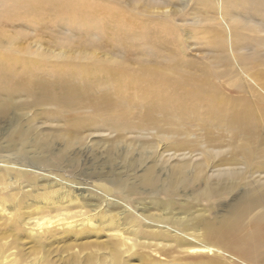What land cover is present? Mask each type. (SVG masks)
Here are the masks:
<instances>
[{
    "label": "rangeland",
    "instance_id": "1",
    "mask_svg": "<svg viewBox=\"0 0 264 264\" xmlns=\"http://www.w3.org/2000/svg\"><path fill=\"white\" fill-rule=\"evenodd\" d=\"M65 1L26 0L25 15L0 18V86L6 78L14 94L0 91V264H264V202L248 205L264 187L263 150L259 172L248 171L243 163L227 162L207 169L204 176L213 179L218 172L238 173L231 185L210 179L212 195L199 183L202 175L198 181H192L196 174L189 181L172 176L178 162L202 163L200 149L178 151L159 145L154 152L142 150L136 142L149 139L154 130L125 134L112 127L111 122L126 112L116 103L138 112L135 103L143 102L140 95L116 85L117 93L95 94L92 101L101 104L91 114L85 106L60 114L57 104L35 98L46 95L37 87L32 94L25 90L38 82L51 89L47 82H54L57 74L73 65L86 67L90 79L103 85L106 69L143 74L144 69L177 62L186 72H196L195 83L202 77L225 91L226 98L220 99L221 94L215 99L227 100V108H249L264 96V66L246 67L230 58L228 49L224 53L218 47L224 41L221 33L239 31L240 24L222 22L215 10L207 13V6L196 5V0H170L154 9L148 0L134 1L136 5L129 0H72L88 10L94 21L124 19L132 34L135 21H165L166 34L147 36L150 43L166 37L160 57L145 54L140 59L147 49L144 41H126L115 49L120 42L104 45L100 36L91 37L74 26L72 34L60 30L61 23L65 28L74 23L64 14ZM211 1L216 6L221 0ZM60 6L61 11L56 9ZM5 7L0 4V12ZM50 51L63 54L54 56ZM238 85L243 87L241 93L236 91ZM52 92L58 94V88ZM127 119L131 122L128 114ZM190 119L201 124L190 130L193 139L205 138L200 130L204 120L203 125L213 124L214 132H220V142L208 145L210 151L220 152L217 158L232 149L228 147L231 135L219 131V122L229 128L235 119L223 122L202 106ZM102 121L107 125L102 127ZM255 122L243 119L231 132H256ZM230 145L241 142L236 138ZM147 170L153 172L151 183L145 181ZM244 205L249 213L240 216L237 207ZM209 225L218 229H206ZM200 247L212 250L192 251Z\"/></svg>",
    "mask_w": 264,
    "mask_h": 264
},
{
    "label": "bare ground",
    "instance_id": "2",
    "mask_svg": "<svg viewBox=\"0 0 264 264\" xmlns=\"http://www.w3.org/2000/svg\"><path fill=\"white\" fill-rule=\"evenodd\" d=\"M134 1L139 0H129V3L136 5ZM148 1L150 2L149 7L154 9L157 6L167 5L170 0ZM196 1V5L199 4L201 6L203 4L207 6V8L204 9L207 13L214 14L216 12L222 22H235L240 24L241 28L238 29L239 31H232L230 33L223 31L221 33L224 41L219 42L218 47L222 52L225 53L228 49L230 58L239 59L246 67L253 63L264 66V37H245L242 33L248 31L254 35H264V0H221L216 6L211 0ZM25 2L26 0H0V4L6 5L3 11L0 12V18L4 17L9 20H15L19 18L20 14L25 15L27 13V9L23 8ZM63 7L64 14L69 18L68 22L74 23L67 26V28H65V24L61 23L59 27L60 30H66L72 34L73 32L70 27L74 26L72 27L74 30H82L91 37L98 38L100 36V40L104 42V45L110 42H120L114 46L115 49H121L126 41H144L147 45V49L140 53V59L146 57L145 54H155V59L160 57V53L167 44L164 39L166 37L163 39L157 38L153 43H150L147 37L150 34L160 31H164V34H166L167 30L164 26L165 21L158 20V22L155 23L145 18H143L141 22L135 21L133 22V32L135 34H132L127 31V24L122 18L115 22L113 19L110 20L103 17L102 20L97 17L94 21L91 19L88 10L77 6L72 0H66L63 3ZM56 9L61 11L62 7L60 6ZM155 11L159 10H154V12ZM150 14H153V12ZM145 17L148 16L145 15ZM216 31L217 30L214 29L211 32ZM199 32L200 30L196 31L197 34ZM115 34L119 36L121 41ZM110 49L113 51L112 47ZM242 49L246 51L241 53L240 51ZM50 54L61 56L63 52L58 51L55 53V51H50ZM97 59L98 58H94V60ZM176 63L168 67L158 66L157 69H144L142 70L143 74L106 69L102 71L105 77L103 85H96V81L90 79L91 77L86 67H77L73 65V69L69 70L66 68L57 74L54 82H47V84L52 87L51 89L46 87L42 82H38L32 84V86L28 84L25 90L29 94H32L33 89L37 87L46 95L37 96L35 98L39 100H49V102L57 104L62 109L60 110V114L74 112L77 109H81L80 106H85L84 109L91 114V112L97 109L101 104H96L92 101V99L96 97L95 94L104 93L110 95L117 93L116 85L119 88L131 90L130 94L132 95H140L143 102L135 103L137 107L140 106L138 112L128 111L127 107H123L126 105L125 103H116L118 106L124 108L126 112H123V114L117 116V119L111 122L112 127L119 131H126L125 134H131L134 129L146 132L150 131L149 129L154 130V133H149V139L139 138L136 142L139 145L137 147L142 150H152V152H154L159 145H162V147L164 146L163 148L165 149L171 148L178 151L185 149H200L202 151V163H191V160L178 162L176 163L177 166H173L174 173H171L175 174L172 176H177L178 181H189L188 178L194 177L195 174L197 178L192 181H198L202 175L203 179L199 180V183L202 182L204 186H207L209 188L208 193L212 195L214 193L209 183L210 179L213 178L206 177V175L204 176L207 169L227 162L226 164L243 163L246 169L253 173L256 171L259 172V169L263 170V166L258 160L260 158V150L264 151V136L262 135L264 132V96H261L257 102L251 103L249 108H244V105H236L239 109L234 111L227 108V100L218 101L219 99H215L216 96L221 94H223L224 97L220 99L227 97L225 91L222 92V89L220 91L218 90V85H212L206 81H202V77L200 83H195V78H197L196 72H190L189 70L186 72L182 69L180 64ZM60 65L61 63L58 64L57 67ZM190 80L191 84L187 87V82ZM6 81V78L2 81L4 83L0 86V91L6 93L7 96H13V92L8 89L10 83ZM78 83H80V85H77ZM55 87L58 88V94L52 92ZM182 88H184L185 91H183ZM19 91L20 89L17 87L15 90L16 94L19 93ZM236 91L241 93L243 87L238 85ZM87 106L90 107L87 108ZM201 106L206 107L207 111L212 112L214 116H218L223 122L228 121V119H235L233 125L229 128H225L226 126L219 122V131L231 135L228 147H232V149L222 157H216L220 152L214 153L209 150L208 145L215 143L213 141L220 142L222 137L220 132H214L215 128L213 124L203 125L205 120L202 121L200 130L205 133V138L199 140L197 137L194 139L191 137V135L194 134L191 133L190 130H194L197 125L201 124L193 122L190 116L191 113L194 114L195 110ZM127 114L131 122L128 121ZM248 118L255 119L256 127H259V130L256 132H231L243 123V119L247 120ZM106 125L107 122L102 121V127ZM223 129H225V131ZM199 135H201V132ZM210 136L213 139L209 138ZM236 138H239L241 145L231 146L230 144H232ZM203 144L206 145L201 147ZM217 174L218 175L214 176L215 178L213 180H216L215 182L220 184H233L234 180L238 177V173L236 174V172L234 174L229 172H218ZM240 176L241 175H239V177ZM152 177L153 172L147 170L145 172V181L151 183ZM251 198L255 201L248 202V205L253 203L257 204L260 201L264 202V187H260V190H257ZM238 208L239 207H237V210L240 216L249 213L245 209V205ZM253 211L254 210H251V212ZM66 224L71 226L72 222L67 221ZM256 224L261 225V216ZM35 225L39 226L41 223L35 222ZM216 226L210 227L209 225L206 229H218ZM255 227L258 228L259 226ZM239 228L242 227L240 226ZM211 250L212 249L209 247L192 249L194 252L201 253Z\"/></svg>",
    "mask_w": 264,
    "mask_h": 264
}]
</instances>
